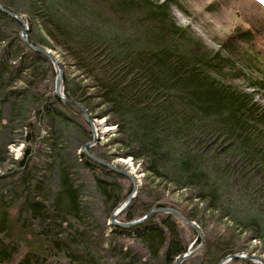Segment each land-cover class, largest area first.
I'll return each instance as SVG.
<instances>
[{
    "label": "trees",
    "instance_id": "trees-1",
    "mask_svg": "<svg viewBox=\"0 0 264 264\" xmlns=\"http://www.w3.org/2000/svg\"><path fill=\"white\" fill-rule=\"evenodd\" d=\"M16 2L26 5L30 31L42 30L44 35L39 39L36 36L35 40L38 43L40 40L43 47L51 46V49L63 52L76 71L90 81L91 87L70 86L64 77L65 97L77 101L89 113L98 108H108L99 116L118 129L122 139L119 148L125 150L123 156L140 164L146 181L172 185L175 191L187 190L193 193L195 200L205 204V212L218 216L216 220H206L198 213L191 217L175 205L160 204L159 195L155 192L158 197L148 199L139 211L133 209V205L129 206L122 221L127 223L139 219L153 207L178 211L206 234L204 246L198 252L199 264H218L227 256L245 251L233 229L247 233V243L258 241L260 252H264V117L260 115L259 118L255 114L256 108L254 104L247 103L246 95L236 94L212 78L210 72L221 66V61L173 43L170 35L171 25H174L168 12L174 0H162L160 8L152 9L157 23L163 22L164 16H168L170 22L168 30L158 34L157 43H152L151 37H143L141 25L131 24L124 28L126 24L123 22L126 21H116L115 17L111 22L109 16L104 15L108 10L124 18L136 10L141 0H0V6L13 9ZM33 40L29 35V43L36 46ZM5 54L14 66L0 63V99L5 100L1 97L12 84L22 83L27 87L22 93V101L19 105L18 101L12 103L10 112L15 116L21 111L20 116L24 117L29 109L27 106L33 103L30 97L36 100L29 89L37 88L38 79H44L41 65L50 61L22 42ZM86 88L93 90V97L85 98ZM52 99L54 104L65 106L82 117L74 106L62 103L55 95ZM50 117L62 123L64 128L69 126L61 114L51 112ZM22 125L29 128V123L24 120ZM55 135L52 131L44 141L50 149L49 159L55 161L52 164H59L57 169L61 172L58 192L50 201V214L45 212L48 200L40 195L42 185L29 186L26 182L29 169L35 168V165L30 166L31 160L24 163L27 156L17 163L23 171H28L23 175L21 185L0 199V234L4 238L7 239V230L12 226L13 222L8 217L14 208L17 222L22 227H25L26 217L29 221L38 222L35 227L46 226L47 230H35L39 233L35 235L52 243L44 248V256L25 250L20 259L11 261L19 253L21 244H16V241L5 246L1 238V264H41L51 254L70 259L73 264H101L103 257L99 247L102 242L107 244V250L112 254L111 264H174L186 253L176 223L181 222L172 215L161 214H154L149 220L129 229L111 226L105 241H102L100 232L93 239L100 242L95 251L90 237V230H94L93 218L85 212L83 183H76L80 167L66 160L65 148H68L69 141L58 140ZM81 135L85 141L88 139L86 131L83 130ZM38 136L37 133L32 139L30 133L25 142L32 143V147ZM27 153L25 151L24 155ZM79 159L86 170H100L108 177H121L82 153ZM3 161L0 154L1 165ZM67 164L71 173L63 169ZM34 173L38 174L37 171ZM94 182L105 203L112 202L110 205L114 207L118 202L117 183L107 184L96 178ZM223 220L230 229L219 228L218 223ZM48 221L52 226L50 230ZM64 224L68 229L75 227V230L69 232L71 235L66 239L58 238L62 236L61 232L66 231ZM58 228L62 229L58 231ZM124 236L140 242L147 251V258L124 248L119 241ZM194 259L193 255L183 264H193ZM233 262L253 264L246 260Z\"/></svg>",
    "mask_w": 264,
    "mask_h": 264
},
{
    "label": "rangeland",
    "instance_id": "rangeland-1",
    "mask_svg": "<svg viewBox=\"0 0 264 264\" xmlns=\"http://www.w3.org/2000/svg\"><path fill=\"white\" fill-rule=\"evenodd\" d=\"M141 1L143 2H141L143 6L141 4L138 5L135 11L127 13V16L124 18H121L116 12L114 13L108 10L104 15L109 16L111 22L115 20V17L118 19L116 21H126V23L123 22V24H126L124 28H127V26L131 24L141 25L143 37H151L152 43L155 41L157 43L159 39L158 34L168 30L170 23L168 16L162 17L164 21L157 23L156 21L158 19L155 17L156 13L152 11V9L156 10V8L161 7L162 0ZM3 4L7 3L4 2ZM8 11L23 18L29 29L28 37L30 35V37L34 39L33 41L37 44V47L45 48L50 52L63 72V80L65 77L70 86L79 84L80 87H91L90 81L86 80L79 71H76L63 52L58 49H51V46L49 47L50 49L46 46L43 47L44 45H40V40L39 43L35 40L36 36L37 39H39V37H42L44 34L42 30L37 31L33 29L30 31L29 14L26 12L25 4L16 2L13 9H8ZM0 14L5 15L1 11ZM168 15L172 18L171 24L174 25H171L173 28L170 35V39L173 43L181 48L187 47L190 51L198 55L210 58L216 57L217 61H221V66H217L215 70L210 72L212 78L216 79L227 88H230L232 92L243 96L246 95L247 103L254 104L256 108L255 114H257L259 118L260 115H262L261 118H263L264 4L260 3L259 0H174V2L171 3ZM9 19L12 21L9 22L0 15V63H4L5 66L8 64L13 67L14 63L11 59H6L7 55L5 52L16 48L17 45L19 46L20 42H22L20 34L23 29L15 20ZM40 70L44 75V79H38L37 88L29 89L31 93L35 94L36 100H33V97H30L31 99L28 97L33 103L30 104V107L27 106V109H29L26 111L24 117L20 116L21 111L14 116V114H11L10 109L12 103H15V101H18L17 105L21 103L22 93L27 88L26 86L22 83H14L5 90V96L1 97L5 100L1 101L0 99V154L4 159L3 164H0V199L5 196L6 193H11L12 189H15L17 185H21V179L28 171H23V168L18 167L17 163L27 156L24 163L31 160V162L29 161L31 163L30 166L35 165V171L34 169H29L28 181L26 180V182L29 183V186H35L37 183L42 185L40 195L44 197V200H48L47 203H45L48 207L45 212L49 211L50 214V201L58 192V181L61 173L60 170L57 169L59 164H52V162L55 161H53L51 156V159H49L50 149H48V143H44L45 139H48L49 133L53 131L56 133L57 136L55 135V137L58 138V140L61 138L63 141L67 140L70 143L68 148H65L66 160L68 163H76L80 167H77L79 168V175L76 177V183H83V190L86 195L85 197L83 196L84 203L86 204L85 212L93 218L94 230H90L92 231L90 237H92L93 240L97 234L102 232V241H105L109 237L108 235L112 226L110 220L111 214L130 194L132 184L122 176L119 178L113 176L108 177V175L100 172V170L89 171L82 167L79 155L82 153L81 148L92 141L90 126L86 120L84 121L85 118L83 114H81L83 118L81 116L79 117L75 111L71 112L72 110L69 111L65 106H59L53 103L52 96L54 95L55 79L58 73L57 65H53L51 62H44ZM62 93L64 95L63 86ZM84 93H86V99L87 97H93V90L90 88H86ZM75 103L80 105L77 101ZM80 106L88 113L89 119L93 122L98 134L96 144L92 146L91 149H88V152L99 159L105 158L107 163L120 169L122 172L129 173L131 176L136 175L139 187L137 195L131 203L133 209L139 211L143 208L144 202L148 199L152 200L157 198L158 196L156 195L158 194L160 204H166V206L175 205L179 210H185L191 217L198 213L197 215H203L206 220L217 219V215L204 211L205 204L195 200L193 193L187 190L175 191L172 185L167 186L161 182L157 184L158 182L152 183L149 182V180L146 181L145 175L141 171L140 164L134 162L131 157L123 156L125 150L122 149V147L119 148V142L122 139L118 134V129L113 126V124H108L106 118L101 117V115L99 116L101 111L108 110V108H98L92 111L93 113H89V110L83 105ZM51 112L61 114V117L67 120L69 126L64 128L59 121H53L50 117ZM14 118L15 120H11ZM22 120L29 123V128H23ZM40 125L41 129L39 128ZM106 129L109 130L106 131ZM80 130L82 132L84 130L88 133L89 136L86 141L84 140L85 138H82V132ZM30 133L32 139L37 133L39 135L35 145L32 147V143L28 141L25 142L26 137H28ZM25 151L28 152L27 155H24ZM63 169L71 173L69 172L70 169L68 168V164L63 167ZM36 171L38 174L34 173ZM95 178L107 184L117 183L116 187L118 188V194L116 197H118V202L114 207L110 205L112 202L106 204L104 198L98 193L95 187ZM41 191H43V193ZM155 192L157 194H155ZM123 213L117 218L118 222H122L124 219ZM16 214L14 208L9 212L8 218H11V222L13 223L10 229L8 228L7 230V239L0 234V239L2 238V243L5 246L13 244L16 241V244H21L19 253L14 255L11 261L20 259L25 250L30 252L33 251L43 256L46 255L44 254L45 252H43L45 251L44 248L47 246L49 247L52 241H46V243L35 235V233L39 234L35 230L41 232L46 229V226L42 225L39 228L35 227L38 226V222L29 221L28 217H26L24 218L25 227H22V224L17 222ZM146 214H144V216ZM45 215L47 214L45 213ZM153 215L154 214L151 216ZM30 219H32L31 216ZM49 223L50 226L47 227H49L50 230L52 226L50 221H48V224ZM176 223L178 225L179 236L183 246H186L187 251H192L197 248L200 245V241L196 240L195 231L185 226L183 223ZM218 224L221 230L230 229L224 220ZM230 226H233V224ZM65 228L66 231L61 232L62 236L58 238L66 239V237L68 238V236L71 235L68 233H72V231L75 230V227H73V229H68L64 224L63 229ZM61 229L62 228H58V231ZM67 229L69 231H67ZM233 231L237 234L236 236H238L237 240L238 243L240 242L239 245L245 248L242 254L253 255L264 263V252H260L261 245L259 242L251 241L247 243V238L249 236L247 233L239 232L236 229H233ZM46 234L48 236V233ZM55 235H57V233H55ZM202 235L204 240L206 234L202 232ZM93 241L94 244L92 247L95 249L100 242L98 239ZM119 241L124 248L138 253L142 258H147V251L140 242L127 236L122 237ZM106 246L107 244L102 242V245L99 247L101 248V252L99 253L103 257V259L100 260L101 264L106 262H110V264L113 263V259L111 258L112 254L107 250ZM251 250L254 252L250 253ZM198 252L194 254L195 259L193 264L200 263ZM45 258L46 260L41 264H73L70 259H66L59 255L54 256V254H51ZM230 264H234V262Z\"/></svg>",
    "mask_w": 264,
    "mask_h": 264
},
{
    "label": "water",
    "instance_id": "water-1",
    "mask_svg": "<svg viewBox=\"0 0 264 264\" xmlns=\"http://www.w3.org/2000/svg\"><path fill=\"white\" fill-rule=\"evenodd\" d=\"M0 11L3 14H5L6 16H8L9 18L15 20L19 25H21L23 31L20 34V39L25 46H27L30 50L37 52V53L43 55L44 57H46L53 65H57L58 73H57L56 79H55L54 95L60 101L78 108L81 111V113L83 114L88 125L90 126V131L92 133V141L90 143L84 145L81 148L82 154L84 156H86L89 160H91L92 162H94V163H96L102 167H105L109 171H111L115 174H118V175H120V176L131 181V183H132L131 192L126 197V199L114 209V211L110 217L111 225L114 227L129 229L131 227L137 226V225L142 224L143 222L147 221L152 214L172 215L175 218H177L181 223H183L187 227L193 229L196 233V240L200 241V245L197 248H195L192 251H187L185 254L180 256L176 260L175 264H182L184 261H186L190 257H192L195 253L200 251L203 247V244H204L202 231L194 222L189 221L186 217H184L181 213H179L178 211H176L174 209L161 208V207L151 208L145 216H143L137 220L127 222V223H122V222L117 221V218L131 205L133 199L137 195L139 185H138V181L136 179V175L131 176L129 173L122 172L120 169L112 166L111 164L107 163L106 161L99 159L98 157H96V156H94L88 152V149H91L92 146H94L96 144V142L98 140V134L95 130L93 122L89 119L88 113L79 104H76L75 102H73L72 100L68 99L67 97H65L63 95V93H62L63 72L61 71L57 62L55 61L53 56L50 54V52L47 51L45 48L33 46L29 43V41H28L29 29H28L26 22L23 20V18L21 16L6 10V9L2 8L1 6H0ZM238 260H246V261H249V262H252L255 264H264L261 260L255 258L253 255H247V254H242V253L227 256L226 258L220 260L218 262V264H230L231 262L238 261Z\"/></svg>",
    "mask_w": 264,
    "mask_h": 264
},
{
    "label": "bare ground",
    "instance_id": "bare-ground-1",
    "mask_svg": "<svg viewBox=\"0 0 264 264\" xmlns=\"http://www.w3.org/2000/svg\"><path fill=\"white\" fill-rule=\"evenodd\" d=\"M8 18H9V17H8ZM38 54H39V53H38ZM95 129H96V128H95ZM108 130H109V129H106V131H108ZM106 131H105V132H106ZM96 132H97V131H96ZM105 132H103V133H105ZM91 134H92V133H91ZM129 181H130V180H129ZM130 182H131V181H130ZM131 184H132V183H131ZM122 222H123V221H122Z\"/></svg>",
    "mask_w": 264,
    "mask_h": 264
},
{
    "label": "snow or ice",
    "instance_id": "snow-or-ice-1",
    "mask_svg": "<svg viewBox=\"0 0 264 264\" xmlns=\"http://www.w3.org/2000/svg\"><path fill=\"white\" fill-rule=\"evenodd\" d=\"M260 3L264 4V0H259Z\"/></svg>",
    "mask_w": 264,
    "mask_h": 264
}]
</instances>
